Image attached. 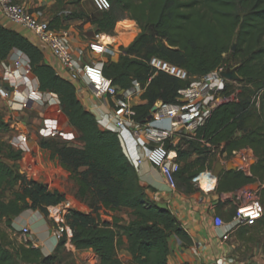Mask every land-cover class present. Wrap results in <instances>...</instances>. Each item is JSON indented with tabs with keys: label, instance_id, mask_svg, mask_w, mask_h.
<instances>
[{
	"label": "trees",
	"instance_id": "16d2710c",
	"mask_svg": "<svg viewBox=\"0 0 264 264\" xmlns=\"http://www.w3.org/2000/svg\"><path fill=\"white\" fill-rule=\"evenodd\" d=\"M110 9L89 14H72L49 21L52 29L67 30L63 20L85 19L96 34L112 35L118 13H127L140 30L128 47H120L116 62L103 64L102 73L121 91L129 90L132 82L145 88L142 104L132 107L131 119L138 125L147 124L152 110L161 103L174 104L178 91L189 83L150 69L153 57L181 68L190 77H202L221 66L234 68L240 80L226 83L222 94L233 97L215 108L204 125L193 135L174 134L165 141L169 151H176L181 164L175 179L186 192L191 180L213 169L208 160L210 147H223L226 159L233 152L249 149L256 162L251 178L239 171H226L219 190L231 192L258 183L260 203L264 209V101L257 108L254 97L264 100V0H108ZM234 48V50H233ZM17 51L28 62L41 93H52L59 100L60 113L77 133L72 142L57 144L42 141L40 148L50 152L77 187V197H90L99 208L108 212L129 211L131 220L122 225L120 219L111 223L98 222L92 213L70 210L66 216L77 251L90 250L99 258L97 264H124L118 258L123 248L132 264H168V239L176 235L188 243L186 233L170 211L161 210L148 199L136 169L124 153L115 132L102 129L96 118L80 102L73 84L56 75L44 62L42 52L26 38L0 24V63ZM8 127L0 122V222L14 232L13 219L27 210L46 215V208L65 199L45 184L28 180L19 173L22 151L2 140ZM180 141L173 147V138ZM90 208V207H89ZM250 230L264 233V216L252 227L237 232L239 240ZM54 255L44 257L39 249L12 242L0 231V264H56Z\"/></svg>",
	"mask_w": 264,
	"mask_h": 264
},
{
	"label": "built area",
	"instance_id": "2783aa9c",
	"mask_svg": "<svg viewBox=\"0 0 264 264\" xmlns=\"http://www.w3.org/2000/svg\"><path fill=\"white\" fill-rule=\"evenodd\" d=\"M24 1L0 0L1 23H10L30 32L46 47L55 60L56 66L53 69L56 75L76 85L77 89H80L81 86L90 88L95 98L106 101L107 120L112 125V131L117 134L124 153L135 169L143 160L140 154L139 139L136 136L140 130H144V140H142V146H146L144 159L162 175L169 187L174 188L175 175L180 169V164L177 162L176 151L167 150L165 141L176 133L193 135L199 127L204 125L215 108L233 100V97H224L222 90L226 83L235 82L223 79L221 74L234 68L221 66L206 76L190 77L185 70L161 59L155 57L149 59L147 65L154 74L164 73L189 84L178 91V97L174 104H159L151 121L145 125H138L131 119L133 115L131 103L140 101L145 88L133 81L129 90L121 91L113 86L102 73L105 62L101 57L113 58L115 55L121 54L120 47L114 48L112 40L115 39V36L95 34L94 39L86 42L84 47L74 48L68 30L52 29L49 21L44 18L42 6L31 8ZM42 1L52 2L54 0ZM90 3L98 12L110 9L108 0H90ZM30 75L32 74L29 66L5 69L3 79L10 88L14 89V97L9 103V109L19 111L26 107L27 103L41 106L44 102L49 109L58 107L56 113L61 114L57 96L52 93L39 92L36 78H31ZM19 88L23 90V96L18 91ZM0 96H3L1 92ZM260 100V96L253 99L257 108L260 106ZM165 123H168V127L162 126ZM44 125L47 127L44 132L46 136H53L52 129L48 128L47 119L44 120ZM22 140H25V135L22 136ZM151 142L154 145H151ZM172 146L176 147L174 141ZM207 146L210 148L211 154L218 151L217 158L224 166L227 163L226 156L220 153L223 147ZM231 158L238 161L235 167L237 171L242 172L248 178L252 177L251 166L254 164L255 157L251 150L244 149L233 152ZM21 160L25 162V158ZM34 164L32 161L29 164L31 166L24 165L19 168V173L28 180L37 181L34 178L37 173L32 171L35 169ZM192 182L206 193L216 188L217 179L211 171L206 170ZM260 190V185L255 183L236 189L222 199L224 204L229 203L234 209L228 222L213 215V227L225 229L220 236L222 242L228 241L229 236L239 228L254 226L264 216V209L260 203ZM70 210L73 208L68 200L46 208L47 218L52 221L54 226L51 237L56 246L63 241L66 248L72 247L73 233L66 220ZM19 244L37 249L27 226H23L19 230Z\"/></svg>",
	"mask_w": 264,
	"mask_h": 264
},
{
	"label": "crops",
	"instance_id": "0c3cea01",
	"mask_svg": "<svg viewBox=\"0 0 264 264\" xmlns=\"http://www.w3.org/2000/svg\"><path fill=\"white\" fill-rule=\"evenodd\" d=\"M24 2L31 8L42 6L43 9H41L43 11L50 6L53 1L43 2L42 0H25ZM0 24L7 29L17 32L38 48L42 52L44 62L47 65L52 68L56 66L55 60L46 47H44V45H42L30 32L10 23L5 24L0 21ZM68 32L71 37L72 47L77 48L85 46V42L80 39L78 33L71 31V29H68ZM139 32L140 30L138 29V33ZM115 39H117V36H115ZM130 43H128V45ZM113 45L115 49L122 46L124 48L128 47V45L123 44L116 45L113 43ZM13 54L20 53L14 51L11 55ZM118 57L119 55H115L113 58L101 57V59L104 62H116ZM74 87L84 109L96 118L99 126L104 130H112V125L107 120L108 111L106 108V101L95 98L91 89L88 87L81 86L80 89H77L76 85H74ZM135 104H142V102L140 100ZM162 126L168 127V123L162 124ZM144 133V130H140L136 136V138L139 139L140 154L143 157L141 164L136 169L140 184L145 188L148 199L151 202L156 205L163 204L167 207V210L171 212L180 228L186 233L189 239L188 243H184L176 235H170L168 239V264H264V257L262 255H258L257 253H254V255H244L246 254L244 250L249 242L237 238V232L243 227L231 234L228 241L222 242L220 236L224 233L225 229H216L212 224L213 215H217L221 217L224 222H228L234 212L233 207L229 203L224 204L222 202V199L230 192L226 193L225 190H218L219 186L220 189L222 187L221 180L224 172L228 171V168L231 169L230 171H237L235 167H231L230 163H226L224 166H219L217 170H215V167L211 170L212 173H217L218 175L216 178L217 183L215 184L218 190L215 188L214 190L204 193L196 190L192 186L190 192H186L183 188H171L162 175L144 159V154L146 152V146H142ZM173 139L176 140V137ZM255 162L256 158L254 163ZM23 226H27L30 229L31 238L44 257L54 255L56 245L51 237L54 226L46 216L41 215L37 211L27 210L12 221V228L17 233ZM7 231L10 232V230ZM247 235L248 233L242 236L245 238ZM261 237H264V234H262ZM68 251L73 256L94 254L90 250L77 251L73 245L68 248ZM123 251L125 252V250ZM125 255L127 259L131 261V257L127 252H125ZM98 262L99 258L96 257V263ZM87 264L90 263L87 261Z\"/></svg>",
	"mask_w": 264,
	"mask_h": 264
},
{
	"label": "rangeland",
	"instance_id": "374dc122",
	"mask_svg": "<svg viewBox=\"0 0 264 264\" xmlns=\"http://www.w3.org/2000/svg\"><path fill=\"white\" fill-rule=\"evenodd\" d=\"M89 14L96 16L98 12L94 9L90 0H54L50 6L43 10L44 18L47 21L54 19L55 17H69L72 14ZM119 21L116 23L115 28L111 36L120 37V41L116 45L123 44L128 45L127 41L130 38V42L134 39L138 33V25L128 18L127 13H118ZM122 23V25H117ZM132 24L133 29L126 30L125 24ZM62 27L66 29H71L79 34V37L85 43L94 39L96 34V28L92 27L89 23L85 22V19L81 20H63L61 22ZM120 29H124V32L128 34L122 35L119 32ZM126 40V42L123 41ZM129 42V43H130ZM127 43V44H125ZM115 44V43H114ZM123 47V46H122ZM27 59L21 54H13L5 62L0 63V92L3 96H0V122L4 123L8 127V131L5 134H2V140L11 144L16 150L22 151V158H25V162L22 160L18 163V167L22 168L24 165H29L34 161L35 169L32 170L33 173H37V176L34 177L37 182L45 184L49 190L57 191L63 195L65 200L71 202L73 210L79 211L81 213H92V215L97 219L98 222L111 223L112 219H120L122 225L127 224L131 217L129 211L119 210L117 212H108L104 210H98L99 208L92 202L90 197H87L83 200L77 197V187L70 179L69 175L64 172L60 167L57 160L50 159V152L42 150L40 148V143L42 141L53 142L57 144L69 143L77 138V133L75 130L70 127L67 119L62 115L56 113V111L47 108L46 103L43 102V105L34 106L30 103H27L26 107L21 108L19 111H11L9 109V103L12 102L14 97V89L8 86V83L3 79L5 69L9 68H19V67H28ZM33 78L32 75H30ZM20 94L23 96V90L18 89ZM264 100H260V105ZM133 106L140 104L131 103ZM47 119L48 128H51L53 131V136H46L45 129L47 128L44 125V120ZM25 135V140H22V136ZM16 142H13L15 141ZM72 140V141H71ZM177 141H180V138L174 140L175 146H177ZM154 145L153 142L150 143ZM180 147L182 149L186 148V145L180 141ZM218 151L215 153H209L207 159L213 161V168L215 166H222L219 159L217 158ZM227 163H230L231 167H236L237 160L234 158L225 159ZM180 164V163H179ZM32 165V164H31ZM29 165V166H31ZM181 166V164H180ZM211 171V170H208ZM193 179L190 184L193 188L198 191H201L200 188L193 184ZM176 189L183 188L182 185L176 180L175 187ZM184 189V188H183ZM90 207V208H89ZM41 215H44L40 213ZM47 217V215H44ZM52 222V221H51ZM8 229L5 227L3 222H0V231L6 232ZM9 239L12 242L19 244V231L6 232ZM261 233L257 230L248 231L247 237L251 239L245 248L244 255H262L264 257V237H261ZM69 248V247H68ZM63 244V246L56 253L57 263L56 264H87V261L90 264H97L96 254H84L81 256H73ZM123 248L118 250V258L124 264H132L129 259H127Z\"/></svg>",
	"mask_w": 264,
	"mask_h": 264
},
{
	"label": "water",
	"instance_id": "95a60500",
	"mask_svg": "<svg viewBox=\"0 0 264 264\" xmlns=\"http://www.w3.org/2000/svg\"><path fill=\"white\" fill-rule=\"evenodd\" d=\"M234 50V48H233ZM221 77L227 81H231V82H237L240 80L239 76L237 75L235 69L233 70H229V71H226V72H223L221 74ZM34 105V104H32ZM34 106H37V105H34ZM38 107V106H37ZM159 107V104L152 110V114L151 116L147 119V122L151 121L153 115L156 113V110L157 108ZM54 111H57L58 110V107H54L53 108ZM217 168H219V166H215V170H217ZM231 169L228 168V171H230ZM213 175L217 178V173H213ZM158 208H160L161 210H167V207L163 204H159L157 205Z\"/></svg>",
	"mask_w": 264,
	"mask_h": 264
},
{
	"label": "bare ground",
	"instance_id": "6f19581e",
	"mask_svg": "<svg viewBox=\"0 0 264 264\" xmlns=\"http://www.w3.org/2000/svg\"><path fill=\"white\" fill-rule=\"evenodd\" d=\"M119 25H122V23H120V24H118V26ZM125 29L128 31V30H131V29H133V25L130 23V24H125ZM118 33H120L122 36L121 37H123L124 35H126V34H128V32L127 33H125L124 32V29H120L119 30V32ZM121 39H120V37L119 38H117V39H114V40H112L113 41V43H117L118 41H120ZM123 41L124 42H126V40L125 39H123ZM130 42V38H129V40L127 41V43H129ZM127 43H125V44H127Z\"/></svg>",
	"mask_w": 264,
	"mask_h": 264
},
{
	"label": "clouds",
	"instance_id": "9594fccd",
	"mask_svg": "<svg viewBox=\"0 0 264 264\" xmlns=\"http://www.w3.org/2000/svg\"><path fill=\"white\" fill-rule=\"evenodd\" d=\"M122 148H123V146H122ZM126 148V147H125ZM124 150V149H123ZM126 155V154H125Z\"/></svg>",
	"mask_w": 264,
	"mask_h": 264
}]
</instances>
